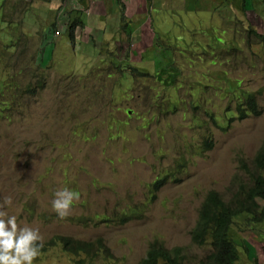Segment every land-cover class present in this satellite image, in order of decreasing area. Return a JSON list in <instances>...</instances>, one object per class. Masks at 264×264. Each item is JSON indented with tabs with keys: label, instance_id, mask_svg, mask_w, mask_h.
Segmentation results:
<instances>
[{
	"label": "rangeland",
	"instance_id": "374dc122",
	"mask_svg": "<svg viewBox=\"0 0 264 264\" xmlns=\"http://www.w3.org/2000/svg\"><path fill=\"white\" fill-rule=\"evenodd\" d=\"M5 1L0 0V198L12 200L5 211L37 229L43 244L57 237L102 243L96 253L77 256L47 246L34 264H139L155 242L167 251L186 248V263L198 264L208 250L193 245L191 230L206 195L215 190L227 196L236 162L254 159L264 141V40L248 45L243 38L251 30L264 36V0H144L145 11L128 14L117 28L119 3L109 0L107 15L99 19H107L101 32L107 31L109 43L102 45L98 31L88 29L92 41L82 31L74 43L63 35L47 44V54H53L43 63L46 87L18 98L15 89L2 93L1 86L14 85L12 80L23 90L35 86L40 79L31 59L41 54L31 32L34 43L6 29ZM7 4L30 11L43 3ZM24 21L28 29L43 23L31 14ZM111 58L150 77L122 79ZM163 65L178 74L172 84L177 91L155 77ZM228 82H242L236 94L256 92L262 115L222 125ZM176 100L174 110L169 104ZM197 101L203 104L196 107ZM209 136L214 147L202 153ZM175 167L178 173L171 176ZM63 187L78 199L61 219L51 201ZM124 215L130 219L123 223ZM235 240L236 264H264V222L250 230L237 222ZM246 241L253 246L251 261Z\"/></svg>",
	"mask_w": 264,
	"mask_h": 264
},
{
	"label": "trees",
	"instance_id": "16d2710c",
	"mask_svg": "<svg viewBox=\"0 0 264 264\" xmlns=\"http://www.w3.org/2000/svg\"><path fill=\"white\" fill-rule=\"evenodd\" d=\"M24 3L29 4L34 0H22ZM8 0L4 3V9H8V12L4 14L6 20H8L9 27L15 26V29L18 31L20 20L23 15L26 13L27 8L18 4L13 8H8ZM247 2H245L244 10H246ZM122 22L126 19L125 12H122ZM13 17H15L13 19ZM12 25V26H10ZM81 24H75L71 27L74 31L75 27ZM126 32L131 35L133 32L130 30V27L127 28ZM74 33L69 34L70 40L74 41ZM157 37V35H156ZM158 38V37H157ZM247 44L251 43L253 39H262L264 36L259 35L255 30L247 31L243 37ZM155 46L157 44H154ZM32 63L35 64L36 74L34 77H39V81L35 86L27 87L24 90L21 88H16V81L12 80L13 76H10V80L13 81L14 85L1 86L2 93L4 90L15 89V98H18L20 95H35L38 90H42L46 87L45 77L42 74V71H45L46 68L43 66L41 57L33 56L31 59ZM114 59L111 58L110 63L119 71L124 74L130 72L127 76L130 78H148L147 74L141 73L138 69L129 66V68H122L121 65H117L113 62ZM173 67L174 64L169 62ZM174 69V68H173ZM175 70V69H174ZM157 79L160 80L163 87L168 89L167 85L173 84L176 80L178 74L175 71L170 70L168 66L163 65L162 68L156 69ZM42 79V80H41ZM233 84V82H228L226 91L227 95L230 93L228 98V105L223 109V119L225 122H221L222 125H231L234 121H243L251 115L259 117L262 115V111L258 110V102L256 95L257 93H251L247 95L246 93H237V89L240 84ZM168 87V88H167ZM175 86L172 85L171 88ZM175 91L177 88L175 87ZM177 100L170 102L169 106L176 109L175 106ZM209 115H212L211 113ZM213 116V115H212ZM215 123H219V119H215ZM214 142L213 139L209 136L203 142V151H210L213 149ZM239 174L234 178L232 186L229 191L228 197H223L219 192L211 190L206 195L205 201L199 211V219L195 228L191 231L192 243L196 247L206 248L208 250L207 255L202 261L198 264H236L240 262V256L238 253V243L235 240V225L239 221H243L247 229H251L253 224L257 226L261 225L264 222V213H258L260 211L259 205L256 201L257 198L264 199V142L259 152L255 158L251 161L245 162L242 159L237 161ZM163 181H159L156 184H162ZM130 219L128 215H124L122 222H126ZM118 220H120L118 218ZM56 241L60 243L64 252H70L72 256H77L80 254L92 255L96 253L99 247L102 245L101 241L98 244L94 243H82L78 241H73L69 238L60 237L56 240L48 242L47 245L55 244ZM245 253L249 254L251 258V244L247 241L244 242ZM95 250V252H93ZM148 253L145 261L142 264H187V256L185 253L186 248L180 247L175 248L172 251H167L161 244L154 243L148 248ZM92 252V253H91ZM257 263V259L253 260Z\"/></svg>",
	"mask_w": 264,
	"mask_h": 264
},
{
	"label": "clouds",
	"instance_id": "9594fccd",
	"mask_svg": "<svg viewBox=\"0 0 264 264\" xmlns=\"http://www.w3.org/2000/svg\"><path fill=\"white\" fill-rule=\"evenodd\" d=\"M64 1L68 2L69 0H62V5H63ZM117 1L119 3L118 9L120 10L121 14H122V12H125V17H127L128 14L136 15L138 12H144L145 11L143 8L144 4H143L142 8L138 7L136 9V8L127 7L124 0H117ZM142 1L144 2V0H142ZM145 4H146V6H148L147 1L145 2ZM62 5H61V8H62ZM27 12H28V10L23 15V17L19 23L20 25L17 27H18L19 34H21L25 40L32 43L33 42L32 41L33 36L31 37L30 35H28V33H29L28 32L27 35L30 37V38H28V36L24 33L23 29L29 30V31H34L36 29L40 30V29L37 26L32 28L29 25V29H28V27H26V22L24 21V18H25V15L27 14ZM77 12L79 13V19H78L79 21H74V22L69 21V23L67 25L61 24L60 22L55 23L54 25L51 24L52 30L50 33L47 32L45 34L46 37L44 38V42L46 44L50 43V45H53L52 43L55 42V39H58L63 35H66L69 37V34L71 32H75L74 36L76 38L77 36H79L82 33V31L86 32V34H87V30L89 29L90 31H94V30L98 31V34H99L98 38L102 39V43H101L102 45H106L107 43H109L108 41H105L106 40V34L105 33L107 31L101 32V29L105 27L104 25H102V26H100V25L89 26V27L86 23L83 25V23H84L83 16H86V17L89 16V11L85 8H82V9L78 8ZM104 21H106V23H107V19H105ZM5 22H6V24H5L6 29L9 30L10 33H12V31L16 30L15 26L8 27V24H12V23H9L8 20ZM119 22H122L120 18H118V21L115 23L113 28H117L119 25ZM30 23H34V22L32 21ZM81 23L83 25V28H80L82 25L81 26L78 25L75 27L74 31L71 29V27L74 26L75 24H81ZM128 25L130 27H132L130 24H128ZM130 30H132V29L130 28ZM132 32H133V30H132ZM87 35L90 36V38H91L90 40L92 41V38H93V37H91L92 34H87ZM34 37L36 38L35 35H34ZM75 38H74V40H75ZM69 39H70V37H69ZM18 40H20V39H18ZM70 42L74 43V41H71V40H70ZM136 44L137 43H133V45H136ZM35 46L38 49V50L36 49V51L40 52L41 50L38 48L37 43L35 44ZM157 46H158V43H157ZM37 52H36V55H37ZM111 52L112 51H108L107 54H111ZM52 54H53V51L50 53V55H48L47 58L49 59ZM128 57L129 56L127 55V58ZM41 59H42V56H41ZM157 59L160 60L159 58H157ZM43 66L46 67L47 65L44 64ZM156 69H157V67H156ZM129 78L130 77H128L127 75L122 74V79H129ZM201 104H203L201 101L195 102L196 107L198 105H201ZM238 122H241V121H238ZM220 126L221 125H219V127ZM262 145H263V143H262ZM202 148H203V146H202ZM210 151H203L202 150V153H207ZM253 158H255V157H253ZM236 164H237V162H236ZM237 168H238V165H237ZM169 173L171 176L177 174L178 168L177 167L173 168ZM238 174H239V170H238L237 174L234 176V178ZM234 178H233V181H234ZM233 181H232V183H233ZM156 184H155V187H156ZM231 186H232V184H231ZM231 186L227 190V196H224V197L229 196V191H230ZM76 199H78V194L76 192L70 190L67 187L60 188V189L53 192V199L51 201V209L57 215V217L63 219L69 214L70 208L72 207V205ZM256 201H257L259 208H260V211L258 213L262 214V211L264 213V209L262 208V206L260 204V201L264 202V199L257 198ZM11 203H12L11 197L0 198V264H34V261L46 250L47 246L51 247L54 245H58V246L62 247L58 241H56L55 244L47 245L48 242L56 240L57 238H60V237L49 240L47 243L43 244L42 237L40 236L37 229L30 227V226H27V225L18 224L17 217L15 215H8L7 212L5 211V209H7V207L11 205ZM116 220L119 221L118 218ZM195 226L193 227V229L195 228ZM254 227H255V224H253L251 229ZM64 238H68V237H64ZM69 239H71V238H69ZM78 242H80V241H78ZM86 243L91 244L92 242H86ZM148 251L149 250L147 249V253H148ZM244 251H246V250L244 249ZM147 253H146L145 258L139 264H142L145 261V259L147 257ZM238 253H239V250H238ZM247 255L249 257V260L251 261V258H250L248 253H247ZM252 262H254V261L252 260ZM257 262H258V260H257ZM238 263H240V262H238Z\"/></svg>",
	"mask_w": 264,
	"mask_h": 264
},
{
	"label": "crops",
	"instance_id": "0c3cea01",
	"mask_svg": "<svg viewBox=\"0 0 264 264\" xmlns=\"http://www.w3.org/2000/svg\"><path fill=\"white\" fill-rule=\"evenodd\" d=\"M42 2L43 4L39 8V6L33 5L30 7V11L27 12L25 15L28 16V14H31V17L33 16L37 18L40 21H43L44 17L45 20L40 26V30L36 29L34 31H29L23 29L24 33L27 35L28 32H31L33 35L36 36V43L38 48L41 50L40 54L43 58L42 62H44V59L48 57L49 54V48L47 47L46 43L44 42V38L46 37L45 34L48 32V26L51 24H55L60 22L61 24H68L69 21H79V13L77 12V9L85 8L89 11V16L86 17V20H84L83 25L86 23L89 26H97V25H104L106 26V21H103V24L100 23L99 19L107 15L106 14V7H109V0H94L90 3V0H69L68 2L63 3L62 0H34L32 3L36 4V2ZM112 1V0H110ZM127 7L130 8H142V0H124ZM62 5V8H61ZM93 9L95 11H93ZM31 22V21H29ZM83 25L80 28H83ZM79 28V29H80ZM88 29V28H87ZM99 35V34H98ZM28 36V35H27ZM32 37V35H31ZM28 38H30L28 36ZM57 39H55L56 41ZM42 41V42H41ZM54 44V42L52 43ZM37 55V57H41Z\"/></svg>",
	"mask_w": 264,
	"mask_h": 264
}]
</instances>
